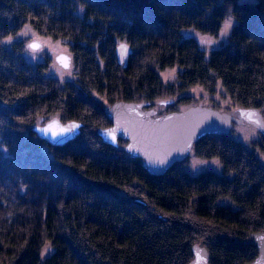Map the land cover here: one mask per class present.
Returning <instances> with one entry per match:
<instances>
[{
    "label": "trees",
    "instance_id": "trees-1",
    "mask_svg": "<svg viewBox=\"0 0 264 264\" xmlns=\"http://www.w3.org/2000/svg\"><path fill=\"white\" fill-rule=\"evenodd\" d=\"M230 16L229 37L209 50L189 34L218 36ZM27 25L67 44L73 77L26 56L14 36ZM121 41L133 49L126 65ZM195 87L220 110L264 114V0H0V264H187L195 243L211 264L254 259L264 134L251 144L205 135L193 152L218 158L222 172L190 171L186 158L161 175L125 150L127 140L114 146L98 134L115 100L174 98L164 113L200 103L186 94ZM53 116L85 125L54 145L33 130Z\"/></svg>",
    "mask_w": 264,
    "mask_h": 264
},
{
    "label": "water",
    "instance_id": "water-1",
    "mask_svg": "<svg viewBox=\"0 0 264 264\" xmlns=\"http://www.w3.org/2000/svg\"><path fill=\"white\" fill-rule=\"evenodd\" d=\"M33 44L38 47H31L32 49H40L44 45L40 39L30 42V46ZM122 45L125 46L124 49ZM132 50L126 41L117 44L118 62L126 65ZM56 60L64 68L72 65V55L69 52H60ZM172 102L174 98L163 99L158 105ZM149 104L146 101L127 100H115L107 104L105 113L111 124L99 127L97 131L103 141L114 146L119 145V139L127 140L125 150L132 157L141 158L143 166L152 174H164L177 161L188 158L195 142L200 138L208 134H229L234 124L249 123L264 134V114L256 106H238L230 112L198 103L185 109L158 114L157 108L150 107ZM74 124L77 127L72 128ZM84 125V122L78 119L63 121L59 116H53L43 123L35 124L33 130L49 143L63 145L75 139ZM251 236L258 254L254 259L242 264H264V231H254ZM193 252L194 257L187 264H211L206 246L195 243Z\"/></svg>",
    "mask_w": 264,
    "mask_h": 264
},
{
    "label": "rangeland",
    "instance_id": "rangeland-1",
    "mask_svg": "<svg viewBox=\"0 0 264 264\" xmlns=\"http://www.w3.org/2000/svg\"><path fill=\"white\" fill-rule=\"evenodd\" d=\"M226 21H229V26L226 28ZM235 23V19L230 16L228 17L222 25V29L220 31V34L218 36H213L211 34L203 33L201 31L196 30H190L189 34L194 35L196 39L199 41L200 45L205 49H210L216 44L221 43V41L226 40L229 37L230 31ZM15 38L21 39L25 41L27 50L25 52L26 56L29 59L32 60H43L48 59L49 69L50 72L56 75H59L61 78H71L73 77V59H72V65L69 68H64L62 65H60L57 60L56 56L60 52H69V47L64 41L53 39L51 37L42 36L40 37L35 30L32 29L30 25L25 26L23 29H21L15 36ZM41 39L43 42V47L40 49H32L29 47V42L33 41L34 39ZM172 75V70H167L162 72V76L164 79H170ZM186 94L191 97H195L200 101L202 104L210 105L211 99L214 96L206 94L201 89L195 87L192 88L190 91H187ZM215 96L214 98H216ZM217 100V99H215ZM175 101V100H174ZM198 104V103H197ZM181 108L189 107L186 106L185 103L180 104ZM158 112L162 110L161 106L155 105ZM235 107H229L230 112L234 110ZM185 109V108H184ZM261 131L254 125L245 123L243 125H234L233 129L230 131V135L235 137L238 140H242L247 144H251V141L253 139H257L261 137ZM188 167L190 171H194L196 169H200L202 167L210 168L218 172L223 171V165L219 161L218 158H202L200 156H197L192 152L190 154V157L188 158ZM224 201L230 202V198H225Z\"/></svg>",
    "mask_w": 264,
    "mask_h": 264
},
{
    "label": "snow or ice",
    "instance_id": "snow-or-ice-1",
    "mask_svg": "<svg viewBox=\"0 0 264 264\" xmlns=\"http://www.w3.org/2000/svg\"><path fill=\"white\" fill-rule=\"evenodd\" d=\"M229 23H230L229 21H226V28L229 26ZM31 47H33V48H37L38 45L33 44V45H31ZM121 47H122V49H124L125 46L122 45ZM64 66L67 67V64H65ZM257 123H259V121H257ZM75 127H77V125H75V124L72 125V128H75ZM70 130H71V129H62V131H70Z\"/></svg>",
    "mask_w": 264,
    "mask_h": 264
},
{
    "label": "bare ground",
    "instance_id": "bare-ground-1",
    "mask_svg": "<svg viewBox=\"0 0 264 264\" xmlns=\"http://www.w3.org/2000/svg\"><path fill=\"white\" fill-rule=\"evenodd\" d=\"M165 113V112H164ZM159 114H161V113H159Z\"/></svg>",
    "mask_w": 264,
    "mask_h": 264
}]
</instances>
